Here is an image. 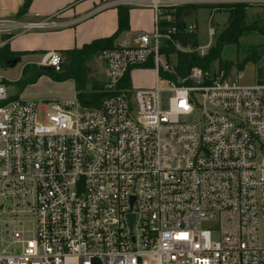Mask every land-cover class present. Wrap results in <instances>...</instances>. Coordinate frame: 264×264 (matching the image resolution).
Here are the masks:
<instances>
[{
  "label": "built area",
  "instance_id": "2783aa9c",
  "mask_svg": "<svg viewBox=\"0 0 264 264\" xmlns=\"http://www.w3.org/2000/svg\"><path fill=\"white\" fill-rule=\"evenodd\" d=\"M149 1L152 30L100 54L97 105L26 101L0 78V264H264V82L221 67L162 77L163 44L186 51L173 11L216 0ZM17 25L0 18V49ZM134 69L152 87L121 86Z\"/></svg>",
  "mask_w": 264,
  "mask_h": 264
},
{
  "label": "crops",
  "instance_id": "0c3cea01",
  "mask_svg": "<svg viewBox=\"0 0 264 264\" xmlns=\"http://www.w3.org/2000/svg\"><path fill=\"white\" fill-rule=\"evenodd\" d=\"M23 2L24 0H1L0 3V18L18 24L6 29L3 36L4 45H7L11 52L23 53L17 60L20 64L18 77L5 80L2 78L3 83H16L26 65H36L40 68L43 56L49 51L61 55L64 51L79 49L94 40L110 37L118 28V6L129 8V30L119 35L115 46L124 39L132 44L136 34L150 32L153 27L154 14L149 0H32L27 12L17 15ZM44 20H48L49 25L32 30L23 28L26 23ZM101 63V69L97 73L99 77L94 80L103 85L105 64L103 61ZM137 71L139 69L132 70L129 77L132 72ZM68 82L73 87L72 99H67L59 88ZM130 85L132 86L131 77ZM141 86L142 83L137 81L135 87ZM16 96L39 103L67 102L75 99L76 92L73 80L56 82L42 75Z\"/></svg>",
  "mask_w": 264,
  "mask_h": 264
},
{
  "label": "trees",
  "instance_id": "16d2710c",
  "mask_svg": "<svg viewBox=\"0 0 264 264\" xmlns=\"http://www.w3.org/2000/svg\"><path fill=\"white\" fill-rule=\"evenodd\" d=\"M32 0H24L22 6L17 12V15H23L27 12ZM193 5L177 8L173 13L177 20V26L181 30L175 41L181 48H189L190 51H181L177 49L173 44H163L160 48V52L168 58L174 56L176 64L174 70L171 73H161L162 77L176 81L184 78L188 75L191 68L199 67L203 70H208L209 65L213 62H218L219 66L225 70L231 69L232 65L220 60V54L224 46L237 45L239 38L250 30H255L256 26L248 25L245 22V7L246 4L238 3L224 6L226 9L227 21L225 27L220 31L215 39V43L207 51V54L200 56L195 50L197 49V41L194 33L182 32V18L191 15L190 8ZM128 12L129 8L124 6L117 7L118 15V28L114 34L110 37L97 39L89 44L83 45L79 49H73L64 51V61L60 72L44 71L36 65H26L23 67L21 77L15 83L19 92H21L27 85L34 84L36 80L45 75L56 82H64L67 80H73L75 85V98L78 102L85 106H95L99 103L100 99L104 96L101 93L103 85L94 79H89L92 74V70L89 67V63L96 57H99L104 50H110L115 47L114 43L123 32L129 30L128 24ZM264 33V30H263ZM23 53L11 52L7 45H3L0 49V65L4 68H8L16 64L17 60ZM257 59L256 53L245 57L244 62H255ZM90 87L87 91L86 87ZM121 86H130V77L127 74L124 75Z\"/></svg>",
  "mask_w": 264,
  "mask_h": 264
},
{
  "label": "rangeland",
  "instance_id": "374dc122",
  "mask_svg": "<svg viewBox=\"0 0 264 264\" xmlns=\"http://www.w3.org/2000/svg\"><path fill=\"white\" fill-rule=\"evenodd\" d=\"M233 1L235 0H216L209 2L208 4L193 5L194 7L190 8L191 15L185 17V22L196 26L194 36L198 47H203L208 44L212 47L217 35L226 25L228 14L226 13L224 6L238 3L246 4L245 22L250 26H256V28L255 30H250L244 33L239 38L237 45L224 46L220 54V60L222 62L230 63L232 65L231 71L241 70L243 72L244 79L242 80V84L253 85L257 82H264V55L262 57H258L257 55L258 49L264 47V0ZM210 27L214 28V36L212 38L208 36V29ZM185 49L186 51L190 50L189 48ZM254 53L257 55L256 61L245 63V57ZM61 55L64 59V55ZM100 59V57H96L89 63V67L92 70L89 79L99 77L97 73L100 71L102 64ZM165 60L171 66V70L173 71L176 64L175 57L169 56L168 58L166 57ZM217 67H220L217 61L209 65V68L211 69H216ZM19 68L20 64L18 62L13 66L6 68V70L0 65V78H4L5 80L18 77L20 73ZM130 77L133 88L148 89L154 82L155 73L148 70H139L137 72H132ZM137 81H140L143 86L135 87ZM4 85L9 96H16L19 93V88L14 81L11 83H4ZM161 86L165 87V84L162 83ZM59 88L67 99H72L74 97L71 83H65ZM86 90L89 91L90 87H86ZM163 96L167 97L169 94L166 93Z\"/></svg>",
  "mask_w": 264,
  "mask_h": 264
},
{
  "label": "water",
  "instance_id": "95a60500",
  "mask_svg": "<svg viewBox=\"0 0 264 264\" xmlns=\"http://www.w3.org/2000/svg\"><path fill=\"white\" fill-rule=\"evenodd\" d=\"M257 55L258 57H262L264 55V47L258 49ZM40 68L44 71H52V68L47 67V66H41Z\"/></svg>",
  "mask_w": 264,
  "mask_h": 264
}]
</instances>
